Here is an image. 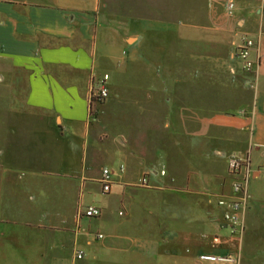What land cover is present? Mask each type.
I'll use <instances>...</instances> for the list:
<instances>
[{"label": "crops", "instance_id": "crops-1", "mask_svg": "<svg viewBox=\"0 0 264 264\" xmlns=\"http://www.w3.org/2000/svg\"><path fill=\"white\" fill-rule=\"evenodd\" d=\"M242 33L257 41L252 71ZM105 74L109 96L92 102ZM233 153L250 158L240 238L220 204L237 198ZM105 168L126 213L101 206L108 231L95 232L81 211L101 202ZM227 252L264 264V0H0V264Z\"/></svg>", "mask_w": 264, "mask_h": 264}, {"label": "built area", "instance_id": "built-area-1", "mask_svg": "<svg viewBox=\"0 0 264 264\" xmlns=\"http://www.w3.org/2000/svg\"><path fill=\"white\" fill-rule=\"evenodd\" d=\"M235 2H229L227 4V11L230 15L235 13ZM239 40L235 45L236 56L244 63V68L247 71H252L255 67V60L252 57V52L257 45L256 39L247 33H242L239 36ZM109 75L105 74L98 81V86L91 91V101H103L109 96L108 88ZM250 158L249 156H241L237 153H233L229 158V171L232 176L235 177L233 182V191L237 195L236 199H221L220 204L226 207L224 214L232 236L242 237L245 226L242 218L241 211L243 210V204L248 199V186H249V174L246 171L248 169ZM162 175H166V170L161 171ZM102 190L105 193L111 191L114 184V180L111 176V172L108 168H105L100 178ZM140 187H149L147 175H144L140 181L136 184ZM103 214V208L101 206L91 204L81 211V215H85L90 218L99 217ZM99 238H103V234L97 235ZM220 242V237L215 236L213 238L214 245ZM85 252L78 251L76 258L78 260L85 259ZM203 260L220 261L222 264H238L239 256L234 253H204L200 255Z\"/></svg>", "mask_w": 264, "mask_h": 264}, {"label": "rangeland", "instance_id": "rangeland-1", "mask_svg": "<svg viewBox=\"0 0 264 264\" xmlns=\"http://www.w3.org/2000/svg\"><path fill=\"white\" fill-rule=\"evenodd\" d=\"M239 38H238V40H239ZM235 45H236V43H235ZM163 176H165V175H163ZM134 186L140 187L136 184H134ZM93 187H94V193L96 194L97 197H99V199L101 201L98 205L104 206L106 208L108 207L109 210L107 212L112 213L117 221L118 220L122 221L124 219V217L119 215V211L122 210V208H123V210L120 212L121 215H125L126 212L124 210V207H122L120 199H119L118 186H115L113 188V190L110 193L108 192L109 194H107V193L103 192L102 186L100 183V179H99V184L93 183ZM100 187H101V189H100ZM140 188H143V187H140ZM156 190H158V189H156ZM146 201H147L146 198L143 197L142 200L139 201V203L146 202ZM156 203L157 204L161 203L159 198L156 200V202H154V201L152 202V204H156ZM149 217L153 218L152 216H149ZM83 220L84 221H83L82 225L86 228L92 229L95 232H97L99 230L100 226H101L102 230H104L106 232L108 231V225L106 224V222L104 221V219L102 217L101 218L84 217Z\"/></svg>", "mask_w": 264, "mask_h": 264}]
</instances>
